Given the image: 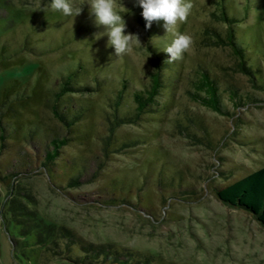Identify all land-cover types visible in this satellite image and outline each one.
Wrapping results in <instances>:
<instances>
[{
	"label": "rangeland",
	"instance_id": "374dc122",
	"mask_svg": "<svg viewBox=\"0 0 264 264\" xmlns=\"http://www.w3.org/2000/svg\"><path fill=\"white\" fill-rule=\"evenodd\" d=\"M218 1L194 0L192 14L178 26L193 44L182 60L167 62L160 107L113 125L109 97L121 74H129L134 86L150 83L151 37L160 36L156 46L169 59L163 49L172 37L164 36L163 22L147 29L135 0H118L126 8L120 9L126 34H137L144 45L118 58L106 36L95 39L105 29L95 24L88 0H72L83 7L74 24L51 9V0H0V122L9 124L5 148L0 144V264H60L51 251L31 244L33 230L22 232L10 210L14 196L36 212V232L46 233L49 223L55 230L63 225L87 242L151 255L152 264H264V225L216 194L264 165V0H229L243 19L236 30L257 70L253 80L227 44L228 26L214 14ZM79 59L90 67L82 65L81 80L95 89L60 101L84 108L76 131L68 133L54 116L52 99L26 111L33 124L13 123L22 92L44 68L48 87L56 89L60 72L78 68ZM202 69L219 82L229 115L192 99ZM94 76L101 83L91 81ZM231 88L250 100L234 105ZM131 108L127 96L121 110ZM64 135L68 142L58 159L44 165L52 138ZM76 175L79 181L69 184Z\"/></svg>",
	"mask_w": 264,
	"mask_h": 264
},
{
	"label": "trees",
	"instance_id": "16d2710c",
	"mask_svg": "<svg viewBox=\"0 0 264 264\" xmlns=\"http://www.w3.org/2000/svg\"><path fill=\"white\" fill-rule=\"evenodd\" d=\"M219 12H214L220 20L228 26L227 44L231 45L234 53L239 57V65L241 71L249 74L252 80L256 77L257 70L251 67L247 61L248 48L237 36V25L242 22V17L237 14L230 6L229 0H219ZM149 46L154 55V69L151 73L150 83L143 86H134L129 74L123 72L120 77V83L113 89L110 105L112 108L111 121L113 125L135 122L140 119L142 113L153 112L160 107L158 95L161 89L165 86L163 70L167 66V62L162 57V53L158 51L161 47ZM80 60V59H79ZM77 66L78 68L68 67L60 72V83L56 89L48 87L50 73L47 69L40 73L38 82L32 87L29 86L22 92L20 97L19 107L12 112L13 123L15 121L18 127L31 125L33 121L26 117V111L31 110L32 106L40 103L43 100L52 99V112L54 116L65 126L68 133L76 131L77 122L84 115V108H74L72 105L61 103L65 94H73L75 92L93 91V85L86 80L83 82L80 76L85 73L90 67L84 60ZM82 65L87 69L81 72ZM127 70V69H126ZM45 72H47L45 74ZM79 72L81 73L79 75ZM80 83H73L74 79ZM98 79L94 76L93 80ZM99 83H101L99 81ZM54 90V91H53ZM193 100L211 108L212 110L229 115V107L225 105L221 95L219 82L207 69H202L200 77L197 79L195 89L190 91ZM131 96L133 108L131 110L122 111L121 106L124 104V99ZM229 96L232 103L236 106L245 104L246 98L238 92V89L231 88ZM258 99V98H256ZM253 99V100H256ZM9 124L0 122V140L1 147L5 148L6 144V128ZM112 129V128H111ZM183 132V131H182ZM68 142V136L54 137L51 140V147L45 150L44 165L53 164L60 155L63 145ZM79 181V176L71 178L69 184H76ZM217 197L234 207H240L250 212L262 225H264V165L249 174L221 187L216 190ZM25 205L22 200L11 198L10 210L13 218L21 223L24 228L22 232L32 233L36 236L33 243L41 246L47 251L53 253L52 258L60 264H152L154 257L148 254H142L139 251L132 249H120L113 243H94L87 242L81 237L74 234L72 230L63 226L49 223L47 227H43L45 232L51 234V239L48 242L46 233L36 232L39 228L37 223L36 212L32 211ZM19 214V216L17 215ZM22 217V218H20ZM19 218V219H18ZM36 219L34 222L32 220ZM59 231V232H58ZM58 232V233H55ZM27 244L28 236L25 237ZM29 243V245H31ZM76 249V250H75Z\"/></svg>",
	"mask_w": 264,
	"mask_h": 264
},
{
	"label": "clouds",
	"instance_id": "9594fccd",
	"mask_svg": "<svg viewBox=\"0 0 264 264\" xmlns=\"http://www.w3.org/2000/svg\"><path fill=\"white\" fill-rule=\"evenodd\" d=\"M90 15H94L95 24L103 26L105 31L95 34L99 40L106 36L107 47L114 48L116 57L129 54L134 47L144 46L139 36L133 33L126 34V21L120 9H126L118 0H88ZM135 6L142 9V17L146 21L145 27L150 29L155 22L165 29L164 36H171V43L163 49L169 55L165 62L172 63L182 60L184 54L189 51L193 44V37L187 33H181L178 26L186 23L195 7L194 0H135ZM50 7L53 11H59L64 16L75 18L82 11V6H73L72 0H51ZM160 36H153L150 43L156 46V39ZM151 55V53H150ZM149 55V56H150ZM146 63V61H145Z\"/></svg>",
	"mask_w": 264,
	"mask_h": 264
}]
</instances>
